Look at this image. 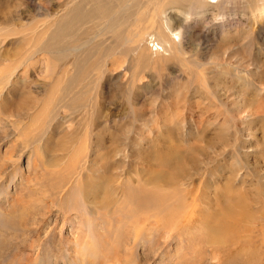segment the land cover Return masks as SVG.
Segmentation results:
<instances>
[{"label":"rangeland","instance_id":"374dc122","mask_svg":"<svg viewBox=\"0 0 264 264\" xmlns=\"http://www.w3.org/2000/svg\"><path fill=\"white\" fill-rule=\"evenodd\" d=\"M209 1L0 0V264H264V0Z\"/></svg>","mask_w":264,"mask_h":264},{"label":"bare ground","instance_id":"6f19581e","mask_svg":"<svg viewBox=\"0 0 264 264\" xmlns=\"http://www.w3.org/2000/svg\"><path fill=\"white\" fill-rule=\"evenodd\" d=\"M124 0H79V2H77L76 3V5L75 4H73L72 5V7H66L65 9H63L62 10V14H61V16L59 17V16H56L53 20H52V22H50V23H48V24H45V25H43L42 26V32L43 31H46V30H48L49 28H54L55 30L54 31H58V30H63V29H66V28H75L76 30L78 29V30H80V32L83 34V35H87L88 33H90V32H96V29L97 28H101V29H110L109 27H110V25H111V22H112V20L113 19H118V21L120 22V24L118 25V27L120 28H122V27H124L125 26V24H127L128 22H130L129 21V19L132 17V16H134L135 15V13L138 11V9L139 8H135V9H133V10H131L130 8H128L126 5H128L127 3H124L123 2ZM130 1V0H129ZM209 1V0H208ZM214 1V0H213ZM217 1V0H216ZM199 2V1H198ZM202 2H203V0H202ZM211 2V0L209 1V3ZM215 3V2H214ZM211 4V3H210ZM209 4V5H210ZM264 4V3H263ZM67 5V4H66ZM204 5H205V3H204ZM206 6V5H205ZM212 6V5H211ZM215 6V5H214ZM211 8V7H210ZM213 8V7H212ZM85 9V10H84ZM216 10V9H215ZM214 10V11H215ZM156 13H158V9L156 8ZM212 11V10H211ZM217 11V10H216ZM205 12H207V10L205 11ZM213 12V11H212ZM211 12V13H212ZM61 13V12H60ZM220 14V13H219ZM136 16V15H135ZM214 16H215V14H214ZM40 17V16H39ZM135 18V17H134ZM133 18V19H134ZM216 18V17H215ZM217 18H220V17H217ZM222 18V17H221ZM136 19V18H135ZM70 20H72V22L69 24V25H67V23H68V21H70ZM138 20V19H137ZM136 20V21H137ZM187 19H185V21H186ZM67 21V22H66ZM131 22H132V20H131ZM130 22V23H131ZM52 23H55V24H52ZM129 23V24H130ZM178 23V22H177ZM185 23V22H184ZM38 24V23H37ZM115 25V24H114ZM160 25L164 28V30L167 32V35H169L170 33H171V28L170 27H166V25H164L163 23H160ZM178 26H179V24H178ZM180 26H181V23H180ZM175 27V26H174ZM176 27H177V25H176ZM264 27V26H263ZM115 28V27H114ZM160 28V27H159ZM180 28H183L182 26L180 27ZM180 28H178V29H180ZM37 29H40L39 27H36L35 28V30H36V32L38 31ZM161 29V28H160ZM112 30V29H111ZM73 31V30H72ZM100 31V30H99ZM180 31V30H179ZM103 32V31H102ZM114 32V31H113ZM249 33V32H248ZM59 34H61V33H58V32H55V33H53L51 36H55L54 38H50L49 40H52V39H55L56 37H58L59 36ZM167 35H164V34H162V36H161V43H162V45H163V47L164 46H166V45H168V41H169V38H168V36ZM139 38V35H137L136 36V39H138ZM139 40V39H138ZM88 42H90V40H89V38H88V40H87ZM50 43V42H49ZM43 45V44H42ZM42 45H40V47L42 46ZM80 46V45H79ZM152 46H154V48H152V50H154V52H156V50H157V52L158 51H160V47L159 46H156V43L155 44H151V47ZM57 47V50H56V53L57 54H59V53H62V52H65L67 49H68V45L67 44H65V43H62V44H60V45H58V46H56ZM81 47H83V46H81ZM84 49H87V48H85V47H83ZM169 48V47H168ZM78 51V50H77ZM95 55L96 54H94V53H92L91 51H89V50H86V51H84V56H85V58L86 59H89V58H94L95 57ZM98 56V55H97ZM98 58V57H97ZM92 64H95V62H93ZM66 66V65H65ZM61 69H62V75L63 74H65V67L62 65V67H60ZM61 69H60V72H61ZM87 84H89L88 82H87ZM70 87V84H68V83H66L65 84V86H64V89L65 90H67V88H69ZM77 156H75L74 158H76ZM78 159V158H77ZM155 198V197H154ZM154 198H152L153 199V201H155L154 200ZM151 199V198H150ZM156 199V198H155ZM143 200V199H142ZM165 200V199H164ZM148 201V200H147ZM156 201H161V200H156ZM165 202H166V200H165ZM161 203V202H160ZM162 203H163V201H162ZM157 204V203H156ZM156 204H155V206H156ZM165 204H167V203H165ZM179 204V203H178ZM182 204V203H181ZM183 204H184V202H183ZM164 205V204H163ZM163 205H160V208L163 206ZM154 206V205H153ZM166 206V205H165ZM183 206V205H182ZM190 206V205H189ZM169 206L167 205V208H168ZM175 207V206H174ZM179 207H180V205H179ZM156 208V207H155ZM159 208V207H158ZM163 209H165L164 207H162ZM152 209V208H151ZM153 210H156V209H153ZM158 211L160 210V209H157ZM166 210V209H165ZM161 211V210H160ZM167 211V210H166ZM168 212V211H167ZM159 213H162V212H159ZM158 213V214H159ZM151 214V213H150ZM157 214V213H156ZM160 215V214H159ZM165 215H168V213H165ZM164 215V216H165ZM163 216V214H162V217H164ZM79 218V217H78ZM77 218V219H78ZM155 218V217H154ZM157 219H160V218H157ZM156 219V220H157ZM37 220V219H36ZM159 221H161V219L159 220ZM176 221V220H175ZM80 223H82V222H80ZM158 224H160V223H158ZM155 225V224H154ZM79 226H80V224H79ZM156 226H159V225H156ZM150 226H148V228H149ZM152 227H153V225H152ZM152 227H150V228H152ZM188 227V226H187ZM79 228V227H78ZM147 228V227H146ZM191 228V227H190ZM153 229V228H152ZM158 229V228H157ZM153 230H156V229H153ZM84 231V230H83ZM134 231V230H133ZM135 231H137V230H135ZM141 231V230H140ZM147 231H149L148 229H147ZM161 231V230H160ZM159 231V232H160ZM180 231V230H179ZM162 232V231H161ZM135 233V237L134 238H136V239H132L131 240V242L132 243H134V244H136V242H137V237H138V235H140L139 234V231H138V235L136 234V232H134ZM134 233H133V235H134ZM141 233V232H140ZM164 233H162V235H163ZM172 234V233H171ZM91 235V234H90ZM137 235V236H136ZM157 235V234H156ZM155 235V236H156ZM81 236V235H80ZM175 236V235H174ZM177 236H179V235H177ZM85 238H87V236L85 235L84 236ZM145 237V240H146V238H151L152 239V237L151 236H149V235H145L144 236ZM161 237H163V236H161ZM166 237V236H165ZM170 237V236H169ZM75 238V242L77 243V246H76V248L78 249V254L76 253V251H75V253L80 257V254L81 253H79V249L81 250V243H83L82 241V237L81 238H79L78 237V235L76 236V237H74ZM127 238V237H126ZM129 238V237H128ZM142 238V237H141ZM141 238H139V239H141ZM79 239V240H78ZM82 241H81V240ZM89 239V238H88ZM154 239V238H153ZM162 239V238H161ZM90 240V239H89ZM127 240V239H126ZM141 240H143V239H141ZM157 240V239H156ZM120 241H124V240H120ZM129 241H130V239H129ZM140 241V240H139ZM144 241V240H143ZM149 241V240H148ZM167 241V240H166ZM70 243H73V241H69ZM74 242V243H75ZM152 242V241H151ZM124 243V242H123ZM69 244V243H68ZM125 244V243H124ZM128 244V243H127ZM147 244V243H146ZM84 245V244H83ZM85 245L87 246V244H86V242H85ZM139 245V244H138ZM144 245H145V243H144ZM144 245H143V247H144ZM153 245V244H152ZM157 245V244H156ZM126 246H128V245H126ZM89 246H87V249H92V248H88ZM129 248V250H130V247H128ZM134 248V247H133ZM157 248V247H156ZM83 250H84V248H82ZM117 249V248H116ZM126 250H128V249H126ZM85 251V250H84ZM74 252V251H73ZM72 252V253H73ZM87 252V251H86ZM126 252V251H125ZM130 252V251H129ZM129 252H127V253H129ZM120 253V252H119ZM106 255V254H105ZM120 255V254H119ZM116 256V255H115ZM127 256V255H126ZM129 256V255H128ZM76 257V256H75ZM78 257V258H79ZM81 258V257H80ZM124 258V257H123ZM47 259V258H46ZM126 259V258H125ZM76 260H78V259H76ZM45 261H47V260H45ZM79 261H80V259H79ZM85 261V260H84ZM84 261L83 260H81V262L82 263H84ZM124 262V261H123ZM43 263V262H42ZM50 263V262H49ZM87 263V262H86ZM192 263V262H191ZM55 264V263H54Z\"/></svg>","mask_w":264,"mask_h":264}]
</instances>
